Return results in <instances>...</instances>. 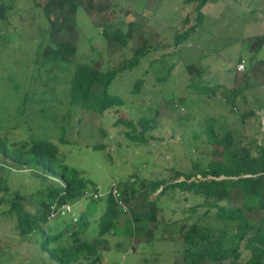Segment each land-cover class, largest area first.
<instances>
[{"label":"trees","instance_id":"trees-1","mask_svg":"<svg viewBox=\"0 0 264 264\" xmlns=\"http://www.w3.org/2000/svg\"><path fill=\"white\" fill-rule=\"evenodd\" d=\"M220 1L182 0L191 11L183 16L182 31L173 34L171 45H167L169 51L160 58L157 49L139 36L135 38L138 45L133 56L115 61L111 56L130 47L132 30L143 21H128L126 32L122 27L105 26L100 34L110 58L102 66L89 55L80 60L78 45L62 40V34L75 33L79 8L93 15L104 12L108 7L105 3L32 0L33 7L48 21L47 37L36 42L33 57L37 74L34 79L43 88L24 91L17 100L0 102V171L8 166L39 175L33 178L37 181L33 187L15 192H10V178L0 176V264H104L100 248L108 244V236L117 234L120 214L126 210L123 231L131 239L152 237L161 226L179 234L183 245L179 264H264V94L260 93L264 81H259L264 74V60H252L264 46V34L255 36L247 47L252 58L247 62L243 56L238 59V63L246 62L241 73L244 85L236 84L240 76L237 70L234 76L225 78L230 83L227 85L194 63L186 65V72L191 76L196 73L195 77L186 80L177 74L170 81L173 72L179 71L175 68L178 60L169 65L162 61L167 54L174 57L175 50L202 24L203 9ZM19 4L26 6V11L29 0H20ZM12 8L13 0H0V15ZM92 48L101 57V51L94 45ZM145 57H149V68L156 74L154 81H149L150 69L138 72ZM127 74L138 77L124 95L120 93L123 85L117 86V82ZM59 76L66 79L65 92L61 86L51 84ZM178 79H182L178 81L182 92H191V96L176 99L173 94L164 95L160 101L143 96L150 88L164 93ZM256 88L258 93L253 92ZM160 102L174 113L171 119L176 129L169 140L161 135L174 125L168 127L167 121L157 119ZM52 103L68 108L60 113L61 109L55 110ZM196 104H200L198 111L194 110ZM129 111H137L140 116L132 119L134 115ZM77 113L83 115L79 123L82 117L91 123L74 135L71 119ZM18 120L37 124L43 134L30 133V127L22 131ZM109 125L124 127L119 133L126 134L134 145L154 141L155 146L172 148L167 145L173 139V145L185 152L176 164L188 160L189 170L172 168L170 180L139 179L145 167L151 166L147 161L139 164L129 174L131 177L119 178L117 184L100 190L87 170L71 164L69 158L74 152L87 154L89 148L91 153L104 152L106 140H111ZM82 138L89 140L87 150L78 142ZM217 148L223 151L221 157H217ZM114 186L120 191L125 209L112 193ZM142 191L146 208L136 212L129 206ZM178 193L183 200L192 201L189 207L174 211L163 199L168 196L174 200ZM165 210L171 217H166ZM178 212L183 218L173 219ZM258 215L260 219L256 220ZM149 224L153 229L149 230Z\"/></svg>","mask_w":264,"mask_h":264},{"label":"rangeland","instance_id":"rangeland-1","mask_svg":"<svg viewBox=\"0 0 264 264\" xmlns=\"http://www.w3.org/2000/svg\"><path fill=\"white\" fill-rule=\"evenodd\" d=\"M13 2L14 8H12V11H8L4 16L0 15V37L5 38L4 42L0 41V45L4 47L0 48V102L4 103L17 100L20 95L24 94V91L33 92L43 88L34 79L37 74L33 57L36 50V42L44 39V36L47 37L48 21L44 15H41L39 9L33 7L32 0H29L26 11V6L19 4L20 0H13ZM25 2L26 0H21V3ZM101 3H105L108 6L102 13L95 12L93 15H88L84 9L79 8L76 15L77 28L75 33L62 34V40H70L78 45L80 60H84L85 56L89 55L97 61V64H102V66H105L110 58L105 48V41L100 34V31L105 26L122 27L123 32H126L128 21H143L141 25L132 30L133 38L130 40V47L117 51L116 55H118L116 57L111 56V58H116L115 61L133 56V51L138 45L135 38L139 36H143L146 42L148 41L149 44L157 49V57L160 58V56L163 57L164 52L169 51L167 45H171L173 34L178 30L182 31L183 16L191 11L190 6H186L182 0H101ZM202 12L204 18L202 24L191 33L189 39L183 45L175 50L174 57H169L170 54H167V58L162 61H166L164 64L169 65L178 60L175 68H179V71L173 72L174 75L170 81H174V77L177 78V74L183 75L182 78L186 80L193 76L195 77L196 73L191 76L187 75L186 72V65L194 63L198 67H203L204 70L212 72L218 80L221 79L227 85H230L225 78L235 75L240 56H243L247 62L251 56L247 49L251 40L257 35L264 34V0H221L216 4L207 5ZM20 16L21 18L23 17L22 21L26 20L23 23L24 25ZM92 45H94L95 49L101 51V57L94 53L95 50ZM164 46L166 48L163 51ZM261 59L264 60V46L259 50L256 58L252 60ZM148 62L149 57H145L141 66L138 67V72L141 73L144 69H150V75L152 76L149 77V81H154L156 74L154 75L152 68H149ZM246 62H244L245 65ZM238 73L240 76L236 84L244 85L242 72ZM137 77L138 75H123L122 81L120 83L117 82V86L123 85L120 93L124 95L129 93L130 87ZM178 81H182V79H178ZM259 81H264V74L259 77ZM51 84L58 87L61 86L62 91H66L65 78L59 76L58 81H53ZM180 85L178 82L170 86L164 93H161L160 89L150 88L143 96L145 98H153L156 101H160L164 95L173 94L174 96H172L176 99L186 95L191 96V92H182L184 89ZM57 91L61 96V92ZM253 92L258 93L257 88ZM260 93L263 95L264 89L260 90ZM61 97L64 102H67L65 95ZM51 105L55 110L61 109L60 113H64L68 108L55 103ZM122 109L124 112L127 111L126 108ZM185 109L186 105H183L182 110L185 111ZM194 110H200V104H196ZM158 111L157 119L167 121L168 127L171 124L174 125L173 129H167L168 131L161 135L169 140L171 131L176 129L171 119V115L174 113L171 110H166L161 102ZM130 113L134 115L131 117L132 119L140 116L137 111ZM81 116L83 115L77 113L71 119L75 127L74 135L79 129L87 128L86 126L83 128L84 125L91 123L84 117L79 123L78 118ZM116 118L117 116L113 117L111 122H115ZM14 122L15 118L11 123ZM19 122L21 121L18 120ZM262 125V130L264 131V110L262 111ZM29 127L31 128L30 133L42 135L44 132V130L37 129V124L29 125L21 122L20 128L23 129L22 131ZM108 129L110 130L109 138L111 140H106L104 152L91 153V148H86V143L89 140L82 138L81 141L78 139V142L82 144L83 148L88 149V153L84 152L80 155L78 152H74L69 158L71 164L84 167L87 170V174L96 181L100 190L109 188L111 184H117L119 178L131 177L129 174L133 173L139 164L147 161L151 166L145 167V171L139 175V179L140 177L145 179L165 177V179L170 180L173 176L172 168L183 171H187L190 168L188 160L181 161L184 162L182 164H176L175 161L182 158L185 152H183L181 147L173 145V139L167 145V147L172 148H166L165 145L155 146L154 141L153 144L151 142L140 146L141 144H131L126 134L123 132L119 133L124 127L114 128L109 125ZM242 130H244V127H242ZM15 131L18 132V130ZM47 132L49 134L53 133L49 130ZM215 152L218 154L217 157L222 156V150L217 148ZM196 156L197 154L193 155L192 158L194 159ZM38 175L39 172L30 175L29 171H19L8 166L0 171V176L9 177L11 180L13 188L10 192L33 187L37 184V181L33 178ZM182 179V177L179 178V180ZM175 197L176 199L174 200L168 199V196L164 197V204L172 205L174 211L190 206L192 200H183L181 193L176 194ZM145 200V191H142L135 196L129 208L136 212L144 211L146 208ZM164 212L167 213L166 217H171L169 211L165 210ZM177 214L172 218H183L180 216V212ZM120 217L121 222L118 226L117 234L108 236V244L104 248H100L104 256V264H179L182 262L180 251L183 245L177 232H169L164 226H161L159 229L154 230L152 237L144 236V238L131 239L123 231L124 220L128 218V211L121 212ZM259 219L260 215L256 217V220ZM151 229H153V225L149 224V230Z\"/></svg>","mask_w":264,"mask_h":264},{"label":"built area","instance_id":"built-area-1","mask_svg":"<svg viewBox=\"0 0 264 264\" xmlns=\"http://www.w3.org/2000/svg\"><path fill=\"white\" fill-rule=\"evenodd\" d=\"M237 70L240 71V72H243V71L245 70V64H244V62H242V63H240V64L237 65ZM112 193H113V195H114V197H115L116 199H119V204H120L123 208H125V204H124V203L122 202V200L120 199L121 194H120V191L118 190V188L114 187L113 190H112ZM68 209H69V207H68Z\"/></svg>","mask_w":264,"mask_h":264},{"label":"clouds","instance_id":"clouds-1","mask_svg":"<svg viewBox=\"0 0 264 264\" xmlns=\"http://www.w3.org/2000/svg\"><path fill=\"white\" fill-rule=\"evenodd\" d=\"M242 63V62H241ZM240 64V63H239ZM245 64V63H244ZM236 69H237V67H236ZM238 71V70H237ZM238 72H240V71H238ZM244 72V71H243ZM114 187H116V186H114ZM113 190V189H112ZM123 209H125V208H123Z\"/></svg>","mask_w":264,"mask_h":264}]
</instances>
